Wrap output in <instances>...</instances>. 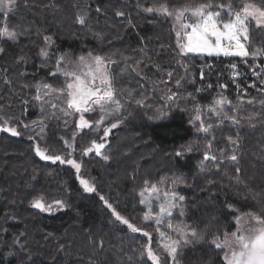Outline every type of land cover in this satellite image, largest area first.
<instances>
[{
    "label": "trees",
    "instance_id": "obj_1",
    "mask_svg": "<svg viewBox=\"0 0 264 264\" xmlns=\"http://www.w3.org/2000/svg\"><path fill=\"white\" fill-rule=\"evenodd\" d=\"M154 2L157 0H28L27 7L18 8L20 15L24 16L18 19L0 17V27L15 22L13 28L16 31L20 22L34 21L30 35L19 36L18 42L0 39V48L3 49L0 52V115L11 118L10 126L21 133L12 136L0 132V264H151L146 254L140 255L143 246L149 244V237L142 232H131L127 225L115 219L104 200L100 199L103 196L130 223L140 227L137 224L143 214L136 202L138 194L137 187H134L140 175L142 183L146 180L159 183L166 174H175L184 183V188L177 189L179 196L185 197V210L188 211L183 221L189 228L205 234V241L197 244L195 249H182L184 255L180 264H223L222 253L210 240L218 230L220 234L223 232V226L229 231L233 229L232 220L239 213L227 205L239 212H259L264 207L257 202L264 201V122L251 126L244 121L234 126L225 121L220 128H213L217 156L221 148L231 154L226 137L235 138L239 131V178L244 182L239 184L228 179L237 176L234 162L226 159L217 170L211 161L204 160L206 139L190 123L195 119V104L205 106L202 110L207 112L206 106L220 99L221 95L230 101L231 106L242 104L246 113L262 111L264 91L259 89H264V83L253 75L249 65L263 66L264 56L253 59L188 54L180 58L175 32L168 18L145 13L137 7L138 3L147 7ZM185 2L168 0L173 6ZM234 2L239 6L240 0ZM98 7L102 9L99 13L96 11ZM117 11H123L125 15L117 17ZM85 12L89 27L74 22L78 14L85 15ZM14 16H19L18 10ZM251 27L255 28L254 21ZM37 29L52 37V49L57 51L94 52L104 57L119 54L114 58L117 89L136 90L141 81L126 69L124 56L136 60L151 58L152 63L144 68L148 79L143 80L145 88L149 87L148 94H144L147 97L145 103L150 106L139 107L135 103L126 106L122 122L105 138L106 146L102 152L109 159L96 156L94 151L82 156V149L91 146L93 140L101 142L102 128L98 132H79L76 128L79 114L64 116L46 103L50 97L44 96V92H59L64 88L65 78L50 74L54 71L55 61L42 60L38 56L43 36L37 33ZM252 35L255 39L250 51L264 47V36H258L255 31ZM140 46L142 52L136 50ZM20 57L24 59L20 60ZM178 59L187 62L190 73L179 88L173 85L176 75H184ZM232 64L237 65L236 69L231 67ZM154 65H158L161 71H157ZM168 72L174 73L170 87L181 100L167 106L164 99H159L163 93L159 89L153 90L152 85L159 84L161 78L167 79ZM6 80L9 83H5ZM220 84L226 87L220 88ZM38 86L41 100L34 98ZM117 94L121 95L120 92ZM122 94L127 96L126 91ZM135 95L140 93L135 92ZM186 98H191V105L182 103ZM52 113L56 115L52 116ZM43 117L48 118L42 121ZM85 118L92 120L93 116L87 113ZM215 120V117H205L206 124ZM33 128L36 132L43 128L41 135L44 139L36 136L31 131ZM74 132L77 133L75 139ZM29 135L34 139H29ZM211 139L212 135H209L207 140ZM65 141L72 145V151ZM37 142L48 149L46 154L61 155L66 160L74 159L80 163L83 178L88 179L96 191H84L71 165L43 161L36 156ZM188 145L193 148L191 152L184 151L181 157L175 155L182 146ZM201 162L210 171H201ZM209 179L213 183L209 184ZM36 198H42L46 205L61 200L65 206L60 208L53 204L52 211L41 212L31 207V201ZM179 220L174 215L173 223ZM144 228L142 225L146 231ZM69 231L80 238L76 241L70 239ZM149 233L151 248L163 253L160 236L155 230ZM163 258L166 264H171L166 256Z\"/></svg>",
    "mask_w": 264,
    "mask_h": 264
},
{
    "label": "snow or ice",
    "instance_id": "obj_2",
    "mask_svg": "<svg viewBox=\"0 0 264 264\" xmlns=\"http://www.w3.org/2000/svg\"><path fill=\"white\" fill-rule=\"evenodd\" d=\"M25 7L28 6V0H24ZM75 7V5H74ZM137 7L141 11L149 14H160L168 18H174L175 23L173 25V31L176 36V48L178 49L177 56L180 58L187 57L188 54H203L207 56H238L241 58L264 56V47H257L255 51H250V46L254 43V36L252 33L255 31L258 36H264V0H240L239 6L234 0H228L224 3L223 0H186L183 5L173 6L168 3V0H157L151 6L144 7L140 3ZM18 10V0H0V14L7 18L10 14H16ZM99 13L101 8H97ZM125 13L123 11H117V17H123ZM255 22V28L251 27L252 22ZM76 24L82 27H89L87 20V13L85 15H77L74 21ZM129 26L131 21L129 20ZM17 27L23 28V31H16L15 29H9L7 24L0 27V39H6L13 43L18 42V37L21 35H28V28L23 25ZM37 33L43 36L44 47L40 50V56L43 58H50L48 48L53 44L51 36L44 35L37 29ZM95 34V33H94ZM161 47H164L163 45ZM3 49L0 48V52ZM20 57V60H23ZM126 69H130L131 73L140 77L141 80L148 79L144 68H147L151 62L149 57L147 60H136L132 57L124 56ZM131 61V63H129ZM181 67L184 69V75L175 78V85L177 88L182 87V81L190 75L188 70V64L184 59H178ZM116 63L110 57H104L100 54L89 52L87 55H80L73 58L68 52L60 53L56 58L55 71L50 74L53 76L60 75L65 77L64 88L59 92L52 90L45 91L44 96L50 97L46 101L53 109H58L64 116H70L79 114V119L76 121V128L78 129H90L93 127V121L85 118V113L99 112V119L95 121V130L98 132L103 126V137L101 142L97 143L96 140L91 142V146L82 149V156H88L89 153L95 151L96 156H100L102 159L107 160L109 157L102 153V149L105 148L106 137L109 136L112 129L118 127L122 122L124 114L127 111L126 106L130 103H135L139 107H149L145 103L147 97L144 93H140L139 96L135 95V89H117L114 81V70L109 68L110 64ZM247 63V60H245ZM143 66V67H142ZM157 71H161L158 65H154ZM210 67V66H209ZM231 67L236 69L237 65L232 64ZM250 69H253V75L260 78L264 83V66L259 64L249 65ZM259 71H255V69ZM174 73L168 72L167 79L161 78L159 84L153 83V90L159 89L165 94L161 97L167 102H175L178 98V93L172 91L170 82L173 81ZM204 78V73L201 71V79ZM9 83V81H5ZM160 85L164 87L161 88ZM251 86V85H250ZM141 88H144V84H140ZM211 87V85H208ZM220 88H225L226 85L220 84ZM239 87V85L237 86ZM43 88L47 89L48 85H43ZM264 91V89H259ZM127 92L125 97L122 93ZM197 91H200L198 88ZM120 92L121 95L117 93ZM36 100H41L40 86H38L37 95L34 97ZM59 102V103H57ZM252 104V101H248ZM66 105V107H65ZM203 107L199 104L194 105L195 119L190 120V123L196 129L198 134H202L206 139L204 160L211 161L212 167L217 170L224 165L225 160H231L234 162L235 172L237 176H229V180H235L236 183H244L239 178L241 167L238 159V153L240 151V135L239 131L237 136H227L228 144L231 146V154L225 148L219 149V156L214 152L215 136L213 135V128H220L225 121L230 122L234 126L241 125L246 121L249 125L255 126L256 123L264 122V101L261 103L262 111H253L252 113H246L242 104L231 106L230 101L221 95L220 99L214 100L211 105L206 106L207 112L203 111ZM163 114V113H161ZM210 114V116H209ZM52 113V116H55ZM205 117H215L214 123H205ZM48 117H43L47 119ZM59 119V117H57ZM0 116V132L10 133L12 136H19L21 133L14 126H9V120ZM41 121V122H42ZM109 121V124H105ZM197 121L199 123L197 124ZM67 124V121H65ZM27 131V125H25ZM36 136L44 137L41 135L43 128L40 132H36V129L31 130ZM77 133H73V139ZM212 135L211 140H207V137ZM29 139H34L32 135H29ZM67 146L68 142L65 141ZM35 154L41 160H50L52 163L59 161L60 164L71 165L77 173V179L85 192L96 191L94 185L90 183L88 179L83 178L81 173V164L77 163L74 159H64L61 155H51L48 153V149L42 147L39 142L35 146ZM193 150L191 145L182 146L180 150L176 151L175 155L181 157L184 151L191 152ZM71 156V153H68ZM206 169L201 162V171ZM181 181L178 179H172L171 184L165 189H160L157 185L152 184L149 186V182L145 181V188L139 193L141 199L140 203L148 208V212L144 215V221H152L155 225V231L160 234L161 241L160 247L163 249V253L153 250L150 246L151 234L144 231L140 227L134 226L128 219L123 217L112 205L105 200L103 196L100 197L104 200L105 205L112 211V215L121 224L127 225L128 229L133 232H142L146 237H149V244L143 246V251L140 253L141 257L145 254L147 260L151 261V264H166L163 254L166 253L167 260L171 264H180V258L184 255L182 249L192 248L195 249L197 244L205 241V234L198 232L195 229H190L185 224L183 219H180L175 224L174 210H179V216L182 218L186 215L185 212V197L177 196L173 190ZM211 184L213 181L208 180ZM145 193L148 195L146 196ZM256 199V196H253ZM158 202L159 211L154 210L152 201ZM264 204V201H257ZM53 204L63 208L64 202L56 200ZM53 204H45L42 198H36L31 201V207L39 209L41 212H50L53 210ZM227 207L239 214L235 215V229L224 230L220 234L219 230L214 234L210 240V243L215 245V248L220 250L222 255L220 259L223 264H264V207H261L259 212L248 211L239 212L238 209L233 208L232 205ZM169 229V232L162 231V226ZM175 233L176 237L171 234ZM23 235V233H21ZM17 243H19L17 241ZM23 250V244L20 245ZM100 247H103V241L100 243Z\"/></svg>",
    "mask_w": 264,
    "mask_h": 264
},
{
    "label": "rangeland",
    "instance_id": "obj_3",
    "mask_svg": "<svg viewBox=\"0 0 264 264\" xmlns=\"http://www.w3.org/2000/svg\"><path fill=\"white\" fill-rule=\"evenodd\" d=\"M24 0H21L20 1V3L18 4V8H22V6H25L22 2H23ZM77 3V1L75 2V4ZM74 4V5H75ZM18 12H19V16H17V17H15L14 16V14H10L8 17H10V19L11 18H19V17H22V16H24V15H20V11H19V9H18ZM17 13V12H16ZM156 15H158V16H162V17H165V16H163V15H160V14H156ZM0 17H2V18H5L2 14H0ZM7 17V18H8ZM6 18V19H7ZM166 18H168V17H166ZM168 20L171 22V24H172V26L174 25V23H175V20H174V18H168ZM15 22H13L12 23V25H10V26H8V28L9 29H14L13 28V24H14ZM22 23V24H21ZM19 25H23V26H25V27H27L28 28V32H29V34L27 35V36H29L30 35V33H31V31L33 30V26H34V21L33 20H28V19H26V20H24L23 22H20V24ZM18 31H23V28H20V27H18ZM45 35V34H44ZM42 47H44V41H43V38H42V41H41V45H39V51H38V56H40V50H41V48ZM52 47H53V44L48 48V51H49V53H50V58H43V57H41L40 56V58L42 59V60H46V61H55L56 62V58L59 56V54L60 53H63L62 51H57L56 49H52ZM136 50L137 51H139V52H142V46H140V47H138V48H136ZM178 50V49H177ZM68 53H70L72 56H73V58H75V57H78V56H80V55H87L89 52H76V53H73V52H68ZM190 54H192V53H190ZM194 55H203V54H194ZM117 56H120L119 54H114V55H110V58L112 59V60H114V58H116ZM205 56H207V55H205ZM55 62H54V71H55ZM115 63H113V64H110L109 65V68L110 69H112V70H115ZM264 66V65H263ZM61 77H63V76H61ZM63 78H65V77H63ZM175 78H177V75L175 76ZM175 83V82H174ZM140 84H144V81L143 80H141L140 82H138V84H137V87H136V92H139V93H144V94H148V88H141L140 87ZM145 85V84H144ZM174 86H176L175 84H173ZM163 86V85H162ZM164 87V86H163ZM163 87H161V88H163ZM163 93V95L165 94L164 92H162ZM162 95V96H163ZM161 96V97H162ZM159 98L160 100L162 99V98ZM177 99H179V100H181L179 97L177 98ZM165 100V99H164ZM166 101V100H165ZM188 103L189 105H191V102H192V100H191V98H186V99H184L183 101H182V103ZM170 103H174V102H165V104L168 106ZM127 108V107H126ZM168 110H164V112H167ZM207 111V110H206ZM140 113H141V115H142V111H140ZM85 114H87V113H85ZM84 114V115H85ZM89 114V113H88ZM92 114V116H93V119H92V121H93V127L92 128H90V129H83V130H81V129H78V131L79 132H82V131H89V130H95V121L96 120H98L99 119V116H100V113L97 111V112H95V113H91ZM1 116V115H0ZM163 116V114H161L160 115V118ZM0 123H3V121H0ZM105 124L107 125V124H109L108 123V121H106L105 122ZM9 126H10V124H9ZM12 126V125H11ZM101 128L103 129V126H101ZM113 130V129H112ZM111 130V131H112ZM7 133V132H6ZM43 133V132H42ZM8 134H10V133H8ZM11 135V134H10ZM45 135H46V137H47V139H49V137H48V135H47V133H45ZM112 152L114 151V143L112 144V147H111V149H110ZM146 152V150H144V153ZM102 153H104V152H102ZM104 154H106V153H104ZM107 155V154H106ZM180 178V177H179ZM179 178H177L176 176H175V174L173 175V174H166V175H163L162 176V178H160V182L159 183H155V181L154 182H149V186L150 185H152V184H155V185H157V187L158 188H160V189H165L166 187H168V185H170L171 183L169 182L170 180H172V179H179ZM183 179V178H182ZM179 181H181L173 190L175 191V193L176 194H178L177 193V189L179 188V187H181L184 183H183V181L182 180H179ZM134 187H137V188H135V191H136V193L138 194V199L136 200V202H137V204H138V206L141 208V211H142V214H143V216H142V218H140L139 220H138V224L137 225H139L141 228H142V225H143V227H145L144 229L146 230V231H148V232H152V230H155V228H156V225L152 222V221H147V222H145L144 221V215H145V213H147L148 212V208L145 206V205H142L141 203H140V199H141V197H140V195H139V193L145 188V182L144 183H142V175H140V179H138V182H137V184L134 186ZM183 188H184V186H182ZM145 195L147 196L148 194L147 193H145ZM177 196H179V194L177 195ZM152 203H153V206H154V210L156 211V212H158L159 211V208H158V202L156 201V200H153L152 201ZM111 211V210H110ZM185 212H186V215H187V209L185 210ZM174 215H177L180 219H183L184 220V217H186V215L184 216V217H180L179 216V210H174ZM177 221H174V224L176 223ZM232 226H233V229L232 230H234L235 229V220H234V218H233V220H232ZM189 228V227H188ZM190 229H192V228H190ZM224 230H227V227L226 226H223L222 227V231H224ZM162 231H164V232H169V229L166 227V225L165 226H162ZM71 231H69V233H67V234H70L69 235V237H70V239H74V241H76V240H78L80 237H79V235L78 236H76V235H73L72 233H70ZM79 233V232H78ZM223 233V232H222ZM221 233V234H222ZM156 234H158L159 236H160V234L158 233V232H156ZM173 237H176V234L175 233H172L171 234ZM176 238H178V237H176ZM159 239H161V237L159 238ZM215 246V245H214ZM162 249V248H161ZM162 251H163V249H162ZM220 251V250H219ZM164 256H166V253H164L163 254ZM167 257V256H166Z\"/></svg>",
    "mask_w": 264,
    "mask_h": 264
},
{
    "label": "water",
    "instance_id": "obj_4",
    "mask_svg": "<svg viewBox=\"0 0 264 264\" xmlns=\"http://www.w3.org/2000/svg\"><path fill=\"white\" fill-rule=\"evenodd\" d=\"M105 146H106V144H105ZM70 148H71V151H72V145L70 146ZM101 151H103V149L101 150ZM95 152V151H94ZM43 161H45V160H43ZM50 161V160H49Z\"/></svg>",
    "mask_w": 264,
    "mask_h": 264
}]
</instances>
